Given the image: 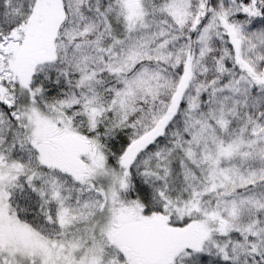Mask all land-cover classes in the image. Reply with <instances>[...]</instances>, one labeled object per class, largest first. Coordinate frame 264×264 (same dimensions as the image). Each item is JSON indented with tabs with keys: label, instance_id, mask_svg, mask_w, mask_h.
<instances>
[{
	"label": "snow or ice",
	"instance_id": "snow-or-ice-1",
	"mask_svg": "<svg viewBox=\"0 0 264 264\" xmlns=\"http://www.w3.org/2000/svg\"><path fill=\"white\" fill-rule=\"evenodd\" d=\"M0 264H264V0H0Z\"/></svg>",
	"mask_w": 264,
	"mask_h": 264
}]
</instances>
